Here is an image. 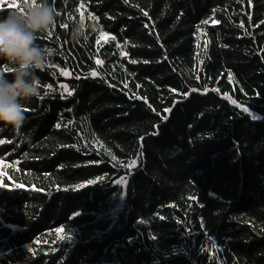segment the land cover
Instances as JSON below:
<instances>
[{
	"label": "trees",
	"instance_id": "obj_1",
	"mask_svg": "<svg viewBox=\"0 0 264 264\" xmlns=\"http://www.w3.org/2000/svg\"><path fill=\"white\" fill-rule=\"evenodd\" d=\"M48 2L39 95L0 125V264H264V0Z\"/></svg>",
	"mask_w": 264,
	"mask_h": 264
},
{
	"label": "clouds",
	"instance_id": "obj_2",
	"mask_svg": "<svg viewBox=\"0 0 264 264\" xmlns=\"http://www.w3.org/2000/svg\"><path fill=\"white\" fill-rule=\"evenodd\" d=\"M57 22L56 9L48 0H20V6L0 14V59L11 66V74L0 71V125L20 133L26 120L24 101L39 95L40 78L50 50L37 43L40 33L48 32ZM86 27L77 21L72 25L70 38L79 42ZM25 142L30 137L24 136Z\"/></svg>",
	"mask_w": 264,
	"mask_h": 264
},
{
	"label": "snow or ice",
	"instance_id": "obj_3",
	"mask_svg": "<svg viewBox=\"0 0 264 264\" xmlns=\"http://www.w3.org/2000/svg\"><path fill=\"white\" fill-rule=\"evenodd\" d=\"M81 7H83V5H82ZM81 15H82V13H81ZM90 18H91V15H90ZM102 35H103V34H102ZM64 74H65V75H68V73H64ZM92 75H93V76H95V75H96V73H95V72H93V73H92ZM69 94H71V93H69Z\"/></svg>",
	"mask_w": 264,
	"mask_h": 264
}]
</instances>
